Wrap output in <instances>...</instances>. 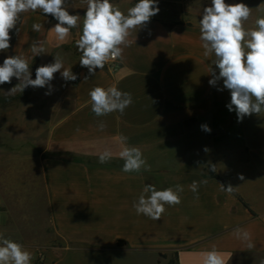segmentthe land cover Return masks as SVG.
<instances>
[{
	"label": "crops",
	"instance_id": "0c3cea01",
	"mask_svg": "<svg viewBox=\"0 0 264 264\" xmlns=\"http://www.w3.org/2000/svg\"><path fill=\"white\" fill-rule=\"evenodd\" d=\"M133 6L118 7L127 14ZM83 17L64 41L50 31L58 21L41 10L23 13L14 29L11 56L26 58L35 72L59 55L77 79L65 81L57 72L51 94H45L48 86H29L18 101L11 97L20 91L9 96L13 87H0V234L23 245L31 264H77L84 247L150 253L173 264H203L204 253L215 248L225 264H262L263 150L255 139L239 138L235 132L247 135L246 128L224 120V107L216 105L217 84L209 80L219 69L214 54L204 55L199 22H167L156 14L131 31L133 43L115 69L105 64L89 75L75 43ZM34 23L41 31H33ZM36 41L44 42L46 53L33 57ZM97 86L129 92L133 103L123 114L96 117L89 92ZM121 137L141 150L150 171H122ZM104 150L112 158L101 164ZM210 165L222 181L208 175ZM203 180L207 184L193 193L192 182ZM146 184L157 190L182 185L181 203L166 205L157 221L138 215L133 204ZM220 184H231L233 193ZM237 227L251 233L254 248L236 237ZM47 233L61 244L40 238Z\"/></svg>",
	"mask_w": 264,
	"mask_h": 264
},
{
	"label": "clouds",
	"instance_id": "9594fccd",
	"mask_svg": "<svg viewBox=\"0 0 264 264\" xmlns=\"http://www.w3.org/2000/svg\"><path fill=\"white\" fill-rule=\"evenodd\" d=\"M86 13L83 17L82 35L75 42L82 53L80 66L88 69L89 75H95L96 69H103L109 60L123 59V51L133 43L128 37L132 30L143 27L150 18L160 11L157 0H138L127 14L110 0H86ZM66 0H0V51L10 47V30L16 28L21 15L29 11L41 10L50 14L58 23L50 30L54 31L60 41H64L70 30L76 28L80 15H72L67 10ZM252 8L244 3L228 4L225 0H211V6L203 9L199 20L200 40L205 50L204 55L214 54L212 62L219 69V75L213 72L210 85H216L223 80V87L230 90L231 101L227 105L229 111L235 110L238 122L245 116L264 111V16L255 20V27L246 29L244 23L250 19ZM43 25L34 23L32 29L41 31ZM136 42V41H135ZM33 57L46 53L43 41L31 45ZM62 70V71H61ZM61 72L65 81H75L77 75L71 69H65L62 58L57 55L54 63L36 68L35 79L31 78L29 64L22 56H9L0 65V85L11 83L13 77L20 83L11 88L6 95L21 93L29 86L45 87L51 94L50 82L54 74ZM85 80L88 79L86 76ZM91 110L96 117L106 116L113 112L124 113L133 103L131 93L119 90L116 86L107 89L95 87L89 92ZM100 130L105 128L101 121ZM202 130L211 132L210 127L201 125ZM124 144L120 157L124 160L122 171L125 173L139 172L141 169L150 171L141 150L127 145V137H121ZM112 158L109 150L99 154L101 164ZM241 180L244 177H239ZM200 184L207 180L193 181L189 186L193 193L198 194ZM222 191L231 194L234 187L231 184H220ZM182 185L157 190L152 184H146L133 207L136 213L143 214L152 220H160L166 211V205L175 206L181 203ZM198 198V195H197ZM238 239L246 242V247H255L251 233L240 227L234 229ZM33 257L23 245L0 234V264H31ZM203 264H225L224 254L215 248L204 253ZM264 264V262H262Z\"/></svg>",
	"mask_w": 264,
	"mask_h": 264
},
{
	"label": "rangeland",
	"instance_id": "374dc122",
	"mask_svg": "<svg viewBox=\"0 0 264 264\" xmlns=\"http://www.w3.org/2000/svg\"><path fill=\"white\" fill-rule=\"evenodd\" d=\"M232 1H239L240 3H244L252 8L250 19L244 23V27L246 29L254 28L255 20L258 17L264 16V14H262L260 11L264 9L261 7L264 6V0H225V2L228 4H232ZM110 2L116 4L118 3V6H126V4L135 5L138 0H110ZM66 4L68 5L67 10L70 14H78L80 16L85 15L87 7L86 0H66ZM157 6L160 9L158 14L167 22H172L175 20H192L199 22V20L202 19L203 9L205 7L211 6V0H157ZM14 29L10 30V44L13 39ZM9 56H11L9 49L6 51H0V65H2L4 59ZM30 72L32 77L35 72L32 69ZM18 83H20L19 79L13 77L11 83L2 84L0 87H6L5 85H9L8 87H14ZM22 97L23 94L18 93L11 98L18 101L22 99ZM1 100H4V97L0 96V101ZM230 101V90L223 87L222 79L217 81L216 105L224 107V120L229 119L235 122L238 121L237 114L235 115L231 113L227 107ZM234 111L235 110L233 109L232 112ZM219 115H222V113ZM240 124L246 128L247 135L245 134L244 129H238L235 132L238 137H244L245 139H255L257 142V147L263 150L261 155H264V111H262L259 115L253 113L250 116H245L243 120L240 121ZM41 237L45 239L46 243L53 242L59 245L61 244V242L57 240L52 234L47 233L46 236H42L41 234L40 238ZM74 259L77 261V264H173L172 261L168 262L164 257L157 258L156 256H152L150 253L132 252L131 255L123 256L115 252L109 253L107 251L89 250L87 247H84L82 251L76 257H74Z\"/></svg>",
	"mask_w": 264,
	"mask_h": 264
},
{
	"label": "trees",
	"instance_id": "16d2710c",
	"mask_svg": "<svg viewBox=\"0 0 264 264\" xmlns=\"http://www.w3.org/2000/svg\"><path fill=\"white\" fill-rule=\"evenodd\" d=\"M14 34H15V30L13 31V36H14ZM208 175L210 176V177H212V178H216V179H218V180H220V181H222V179L220 178V176L216 173V171H215V168H214V165H210L209 166V168H208ZM227 186V185H226ZM238 198H239V200L246 206V207H248L249 208V206H248V204L240 197V196H238ZM250 209V208H249ZM250 211H252L251 209H250Z\"/></svg>",
	"mask_w": 264,
	"mask_h": 264
},
{
	"label": "built area",
	"instance_id": "2783aa9c",
	"mask_svg": "<svg viewBox=\"0 0 264 264\" xmlns=\"http://www.w3.org/2000/svg\"><path fill=\"white\" fill-rule=\"evenodd\" d=\"M106 65L110 68V69H115L117 67V63L116 60H109Z\"/></svg>",
	"mask_w": 264,
	"mask_h": 264
}]
</instances>
